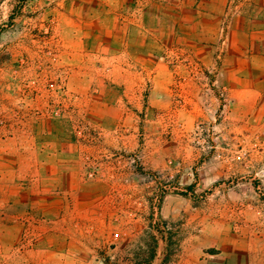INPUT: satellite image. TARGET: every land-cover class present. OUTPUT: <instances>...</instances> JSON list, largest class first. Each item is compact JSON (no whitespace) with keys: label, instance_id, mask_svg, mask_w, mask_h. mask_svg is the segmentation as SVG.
I'll return each mask as SVG.
<instances>
[{"label":"rangeland","instance_id":"obj_1","mask_svg":"<svg viewBox=\"0 0 264 264\" xmlns=\"http://www.w3.org/2000/svg\"><path fill=\"white\" fill-rule=\"evenodd\" d=\"M234 53L264 0H0V264H264Z\"/></svg>","mask_w":264,"mask_h":264},{"label":"crops","instance_id":"obj_2","mask_svg":"<svg viewBox=\"0 0 264 264\" xmlns=\"http://www.w3.org/2000/svg\"><path fill=\"white\" fill-rule=\"evenodd\" d=\"M223 69L227 75H264V54H230L225 57ZM242 91L246 93L245 97L248 99L244 101L243 108H251L252 104L256 106L260 95L252 93L260 92V89L251 86L242 88Z\"/></svg>","mask_w":264,"mask_h":264}]
</instances>
